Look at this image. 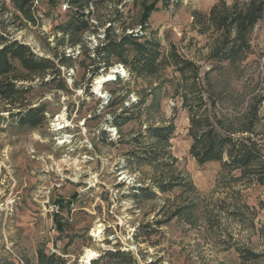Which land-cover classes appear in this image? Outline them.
Masks as SVG:
<instances>
[{"label":"rangeland","instance_id":"374dc122","mask_svg":"<svg viewBox=\"0 0 264 264\" xmlns=\"http://www.w3.org/2000/svg\"><path fill=\"white\" fill-rule=\"evenodd\" d=\"M20 1L0 0V36L55 63L71 60L60 67L63 89L46 76L22 82L32 86L24 106L9 109L0 100V264H39V251L86 264V250L96 253L88 264H242L239 250L259 255L245 264H264V14L229 58L219 51L218 33L193 29L192 15L219 1L251 0H178L172 13L168 0H106L88 7L95 31L75 46L61 28L77 6L32 0L30 20ZM107 28L112 39H155L163 53L174 46L197 67V78L174 65L136 77L113 64L88 83L97 66L91 48ZM199 92L214 99L200 111L207 106L231 130L255 114L244 135L263 155L251 169L259 174L191 158L188 109L200 103ZM31 107L44 108L36 128L20 125L16 115ZM167 126V142L147 137L149 128ZM149 149L154 158L141 161ZM161 184L172 189L163 193ZM116 251L129 255H106Z\"/></svg>","mask_w":264,"mask_h":264},{"label":"trees","instance_id":"16d2710c","mask_svg":"<svg viewBox=\"0 0 264 264\" xmlns=\"http://www.w3.org/2000/svg\"><path fill=\"white\" fill-rule=\"evenodd\" d=\"M31 1L21 0L19 6L22 14L30 20H32V15L28 6ZM104 1L106 0H69L70 4L78 7V12L73 13L65 26L61 28V32L72 38L71 46L80 42L81 34L89 30L95 31L88 19L90 13L88 7L90 5L97 6ZM152 8L153 6L145 8L146 15ZM86 11L88 12L85 13ZM263 14L264 3L261 0H251L242 6H227L223 1H219L206 14L195 12L192 15V27L200 33L210 29L218 33V37L221 39L219 51H222L225 57L230 58L241 51L247 41L249 30L262 19ZM91 50L94 57L90 60L96 62L97 66L89 72L90 82L88 83H91V80L99 75L100 69L106 70L113 64H121L128 70L130 76H150L163 66L174 65L181 75L192 74L195 71L192 77L197 78V67L178 54L174 46H171L168 52L163 53L161 44L157 40L147 39L144 36L123 34L119 38L112 39L110 38V28H107L103 39L99 40V44ZM84 53L86 54L87 51ZM69 60H71L69 56H62L55 63L50 58L35 55L31 48L24 43L17 40L9 41L0 36V100L8 105L9 109L24 106V96L31 91L32 86H25L22 82L31 83L35 79L43 82L46 76L50 78L49 81H46L47 83L57 82L59 83L57 89H63L65 85L60 67ZM90 65L92 66L93 63ZM195 95L200 103L190 106L188 109L189 131L192 138L188 153L191 158L198 165L215 162L224 167H238L247 175L249 173L259 174V171L251 169L263 155L257 145L244 135L251 133L255 125V114H252V120L249 123L246 120L243 128L231 130L226 128L221 120L215 118V115L210 116L206 110L207 106L200 111L201 107L207 103L214 104V99L212 98V101L211 96L205 97L200 92ZM17 113H19L16 114L19 124L28 125L31 128H36L45 120L42 107H31L27 108L25 112ZM147 132V137L159 143H165L171 138L173 126L149 128ZM154 151L149 149L141 153L139 156L141 161L153 159L156 154ZM158 187L163 193L172 189L169 184L168 186L161 184ZM146 190L142 188L137 191L143 193ZM173 215L177 216L178 212ZM239 251L242 264L255 262L259 259V255L250 250ZM106 255L109 258L120 259L121 256L129 254L116 251ZM38 260L39 264H65V260L61 256L54 253L45 254L43 251L38 252Z\"/></svg>","mask_w":264,"mask_h":264},{"label":"bare ground","instance_id":"6f19581e","mask_svg":"<svg viewBox=\"0 0 264 264\" xmlns=\"http://www.w3.org/2000/svg\"><path fill=\"white\" fill-rule=\"evenodd\" d=\"M112 74H113V72H112ZM112 74L111 75L109 74L108 76L105 75V76L97 77L95 79L96 85H100L101 83L111 79L113 77ZM61 117H63V116H61ZM98 233H100V230H98ZM95 256H96V253H94L91 250H86L84 257L82 258V262L88 264Z\"/></svg>","mask_w":264,"mask_h":264},{"label":"built area","instance_id":"2783aa9c","mask_svg":"<svg viewBox=\"0 0 264 264\" xmlns=\"http://www.w3.org/2000/svg\"><path fill=\"white\" fill-rule=\"evenodd\" d=\"M168 6H167V11L168 12H173V10H174V7H175V5H177L178 4V0H168ZM97 45V44H96ZM125 68V67H124ZM125 73L124 74H127V69L125 68V70H123ZM62 184H58V186H61Z\"/></svg>","mask_w":264,"mask_h":264}]
</instances>
